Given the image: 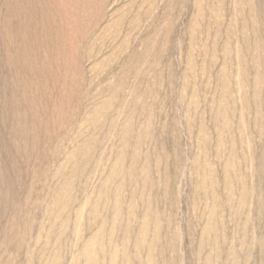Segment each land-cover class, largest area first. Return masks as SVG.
Listing matches in <instances>:
<instances>
[{
    "label": "rangeland",
    "instance_id": "374dc122",
    "mask_svg": "<svg viewBox=\"0 0 264 264\" xmlns=\"http://www.w3.org/2000/svg\"><path fill=\"white\" fill-rule=\"evenodd\" d=\"M0 264H264V0H0Z\"/></svg>",
    "mask_w": 264,
    "mask_h": 264
}]
</instances>
